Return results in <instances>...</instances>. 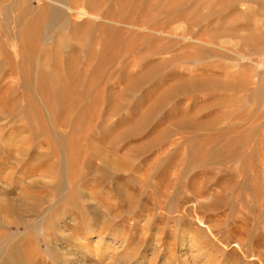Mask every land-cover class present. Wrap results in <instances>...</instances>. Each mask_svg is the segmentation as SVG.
<instances>
[{
	"label": "rangeland",
	"instance_id": "rangeland-1",
	"mask_svg": "<svg viewBox=\"0 0 264 264\" xmlns=\"http://www.w3.org/2000/svg\"><path fill=\"white\" fill-rule=\"evenodd\" d=\"M67 171L88 197L61 226L96 212L117 226L131 205L157 214V187H204L222 242L200 251L165 227L171 264H264V0H0V197L31 182L23 202L39 203ZM155 248L141 252L169 264Z\"/></svg>",
	"mask_w": 264,
	"mask_h": 264
},
{
	"label": "bare ground",
	"instance_id": "bare-ground-1",
	"mask_svg": "<svg viewBox=\"0 0 264 264\" xmlns=\"http://www.w3.org/2000/svg\"><path fill=\"white\" fill-rule=\"evenodd\" d=\"M49 2L56 5V2ZM75 12L80 18H92V16L84 10ZM183 39L185 41L190 40L186 37ZM207 45L209 44L207 43ZM241 59L249 61V59L244 57H241ZM73 175L74 173L67 171L66 186L58 190L55 196H50L48 198L42 197L39 203L35 201L28 203L23 202L25 199L24 196L28 194L26 189L31 188V182L27 184L28 187L22 191L20 197H18L19 201H17V203L7 201L0 197V264H143L146 260H148V263L150 262L149 259H147L148 255L146 249L141 252L144 243L148 241L155 245L156 248L159 249V253H162V257L166 259V262L171 264L176 260L174 259L176 257V248L174 243H170L169 241H167L169 242L167 243L165 241L168 235V231L165 227H169L171 235L174 238L180 237L183 233L181 236L182 242H184L185 237L188 236L190 238L189 241L191 243L194 241L195 248L200 251L205 249L208 250L209 247L212 246L215 248V241L217 243L222 242V240H219L215 235L221 227L218 214L202 215L203 209H207L211 212L217 211L212 209L209 204L210 202L205 201V203H202L203 200H206L205 195L210 189L204 190V187L198 188V190L196 189L197 191L193 193L194 198H192L182 196L186 195L189 191L187 190L188 186L182 185L183 187L179 188L176 184L163 185L161 187L162 190L157 187L156 193H159L164 200L159 202L156 211L158 213H154L155 215L152 213L150 214L148 210L149 205L144 202L139 211H137L136 208L132 209L133 205H131L129 207L130 216L117 226L112 225V221L114 223L117 222V218L116 215H110L111 212L106 214L96 212L89 218V222L84 224L77 222L72 225L67 224L61 226L60 221L62 219L60 217V212L74 206L80 207L79 201L88 197V193L76 191L75 185L79 178ZM13 177L14 174L8 173L4 179L5 181H9ZM68 199L71 201L73 200V206L67 205L66 203L64 204ZM168 201L171 202V205L169 207V212H166V203ZM99 204L101 208L107 209L102 203ZM107 214L114 216V218H108ZM147 214H149L148 226H140L141 223L138 222V219L145 217V215L147 216ZM85 218H88V216L83 215L81 217L83 220ZM189 219L199 222V225L195 227L193 224H187ZM235 228L236 227L229 230L234 236L240 234V230H243V228ZM13 229L19 230L20 233H12L11 230ZM139 229L141 231L140 234H138ZM21 231L28 232H23L24 234H21ZM205 233H208L213 241L206 238V236L204 238ZM93 238H97L98 240L96 246L106 242L105 250L100 252L95 251L96 249L93 250L94 245L91 246ZM147 246L150 248L152 247L151 245ZM234 246L237 248L235 254H243V242L240 238L237 239ZM41 248H46L43 255L40 252ZM155 252L157 253V250H155ZM212 252L211 254L213 255ZM150 253L153 255L154 252ZM101 256H104L105 259H102L103 257L101 258ZM178 259V261H180L181 258ZM155 263L157 262L155 261ZM149 264L153 263L150 262Z\"/></svg>",
	"mask_w": 264,
	"mask_h": 264
}]
</instances>
